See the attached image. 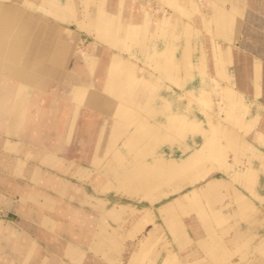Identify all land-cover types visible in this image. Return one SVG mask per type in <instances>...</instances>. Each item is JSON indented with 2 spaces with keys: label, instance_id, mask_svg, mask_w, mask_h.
<instances>
[{
  "label": "crops",
  "instance_id": "0c3cea01",
  "mask_svg": "<svg viewBox=\"0 0 264 264\" xmlns=\"http://www.w3.org/2000/svg\"><path fill=\"white\" fill-rule=\"evenodd\" d=\"M119 2L114 9L109 0H0V17L3 11L24 13L34 24L26 31L37 33L36 42L5 40L2 33L11 28L0 23V70L12 73L9 64L31 66L29 72L13 73L30 88L0 96L34 101L26 108L31 121L20 140L10 138L20 152L5 150L6 136L0 134V264H144L149 239L138 252H125L119 241L123 229L132 234L125 225L136 209L124 204L106 209L108 200L92 195L88 185L99 195L115 189L154 205L218 169L254 194V169L237 173L226 153L231 150L237 158L249 149L235 137L238 123L253 126L251 140L264 149V0ZM36 6L56 21L38 18ZM194 22L207 34L208 48L199 41L202 32ZM240 33L260 35L255 40L259 44H243L251 56L232 48ZM45 34L58 38L46 42ZM82 36L88 39V50L79 45ZM158 41H164L162 49L154 45ZM14 46L25 50L22 56L6 51ZM106 47L113 51L102 56ZM89 48L96 53L90 55ZM195 70L201 90L195 101L202 119L189 107L197 89H189ZM185 100L188 109L183 112ZM0 105L6 113H17L12 105ZM15 121L12 114L13 130ZM205 123L211 126L208 133L201 128ZM198 134L205 137L202 143ZM190 141L195 151L166 156L167 148L186 152ZM119 145L132 157L128 166ZM121 168L124 172L118 173ZM223 188H230L226 181L212 179L159 208L174 238L186 236L178 220L185 203L200 197L218 203ZM239 205L241 212L248 210V201ZM205 228L214 236L208 224ZM182 257L165 250L149 254L145 264H181Z\"/></svg>",
  "mask_w": 264,
  "mask_h": 264
},
{
  "label": "rangeland",
  "instance_id": "374dc122",
  "mask_svg": "<svg viewBox=\"0 0 264 264\" xmlns=\"http://www.w3.org/2000/svg\"><path fill=\"white\" fill-rule=\"evenodd\" d=\"M119 1L120 0H109L112 8L114 9L118 7V4L120 3ZM10 3L18 4L17 1ZM33 4L39 5L35 2ZM156 5L158 6L157 3ZM35 10L38 18L46 16L50 22L55 20L43 9L36 6ZM168 10L173 15H177L175 10ZM60 23L63 24L62 22ZM195 24V26L202 32L198 36L199 41L204 43V45L208 48L210 46V41L207 34L204 33L201 23L197 22ZM63 26L70 27L72 29L77 28L75 23L72 24L69 22L63 24ZM258 35L259 34L252 33L245 35L244 33H240L234 42L235 45H233L232 48L241 56L247 53L251 56V51L245 50L243 44L246 41L256 42L255 40H257ZM220 43L222 45V51H226L227 44L223 41ZM256 43L259 44L258 42ZM79 45L83 47V49L88 50V39L84 36L80 37ZM154 45H156L158 49H162L165 43L164 41H158ZM112 51L113 50L108 47L103 48L102 56L107 54L109 55V53L111 55ZM89 52L90 55H94L96 50L89 48ZM7 66H9V68L12 66V73L5 70H0V93L9 91L19 93L22 88H30L29 86L22 84V82H20L18 79H15V75L13 73L16 70L18 71V69H23L24 72H29L31 66H21L18 64H9ZM9 68H6L5 66V69ZM238 68L241 69L240 66H235V69ZM226 83L227 82H225V84ZM193 88L197 89L193 96L194 102H192L189 107L192 106L193 112H197V115H199L202 119L201 112L197 106L198 103L195 101V95L201 94L200 77L197 70L194 71V77L189 84V89ZM216 102L218 103L217 100ZM0 103H4V109H10L11 105L16 107L15 110L17 113H12L16 115V121L13 125H17V127H13L14 130L11 128L12 114L9 111L6 113L5 110H0V134L6 136L4 143L5 150L18 153L21 151L19 145L11 142L10 138L20 140L22 131L31 121L30 117H28V113H26V108L28 105L34 103L33 98L29 96H0ZM254 107L255 106L250 103L249 110L251 114H254ZM186 108L188 109V103L185 100L181 111L185 112ZM22 109L24 110V114L20 113ZM221 116L225 117L223 112H221ZM247 120V117L242 118V122L245 124L246 122H249ZM219 123L223 126L226 125V122L222 119L219 120ZM201 128L206 133L210 132L211 130V126L207 125L206 123L203 124ZM252 128L253 126L240 127L239 123L236 127L233 126V132L236 139L238 141H245L249 149L240 151L241 153L238 154L237 158H234L235 154L230 150L226 153V157L228 162L230 161L231 163L235 164V170L239 174L243 173L248 166H250L251 169H254L256 172L255 174L258 175V185L255 187V190H253L254 194L241 186L239 182L234 181V179L231 178V176L226 172L218 169L209 177L199 181L194 185L186 186L180 192L169 193L168 196L163 198L161 201L156 202L154 205H150L147 201L140 200L137 197L131 198L128 194L119 192L115 189L106 194L99 195L94 191L92 185H88V191H90L92 195L108 200V203L105 206L106 209L112 207L114 204L131 205L136 209L135 215L130 217L125 225L126 228L133 229L132 234H129L128 236L126 229L120 231L123 235L119 241L120 243H123L124 251L127 252L131 249H134V251L138 252L143 242L149 239L148 243L150 242L152 246L145 257L144 262H142L144 264L148 260L149 254L157 255L165 250H168L170 253L174 251L180 253L183 256L180 260L181 264H264V197L261 198L259 196L260 190L264 193V168L262 167L264 161L262 152H264V149L262 150L260 146L256 145L251 140L250 132L253 130ZM11 129L15 134H10L9 131ZM196 139L197 142L202 143L205 140V137L202 134H198ZM195 149L196 145L190 141L186 152H184V150L180 151L175 147L174 151L170 148H167L165 152L166 156L171 154L175 157H182L185 154L195 151ZM118 150L127 157V166L130 165L132 162L131 155L127 154L125 148L120 145ZM207 166L211 167L210 161L207 162ZM101 171L104 173V168H102ZM122 172H124V170L122 168L119 169L118 173ZM97 173L98 172H94L92 179L96 178ZM212 179L224 180L228 183L230 188H223L221 190L220 193L222 195V199L218 203L211 204L203 197L198 198L197 201L185 203V208H183L182 211H179L178 220L180 225L183 226L186 236L184 239H181V241L177 240L174 238L164 223L161 214L159 213V208L164 204L175 201L181 195H191L195 187H203L208 181ZM75 183L79 184V182L76 180ZM242 201H248L249 203V207L246 212H241L239 204ZM147 209H152V211L147 212ZM91 212L92 217L94 218V211L91 210ZM109 222L113 227H116L115 223L112 221ZM206 224H208L211 230L214 232V236H208L205 228ZM177 241H180V243ZM168 261L167 264H174V262L170 263V260Z\"/></svg>",
  "mask_w": 264,
  "mask_h": 264
},
{
  "label": "bare ground",
  "instance_id": "6f19581e",
  "mask_svg": "<svg viewBox=\"0 0 264 264\" xmlns=\"http://www.w3.org/2000/svg\"><path fill=\"white\" fill-rule=\"evenodd\" d=\"M3 13L4 14L0 17V23H3L6 26L11 28L9 32L2 33V35L4 37L3 39L10 40V41L15 40L17 42L28 41V40L36 42L37 33L35 31L34 32L26 31V30H31V26L34 27V24H33L32 20H31V17L24 15V13L22 14L20 12H15V11H3ZM125 19H126V17H125ZM122 22H123V24H125L124 21H122ZM32 30H35V29H32ZM40 36H41V34H39L38 39H40ZM55 37L58 38V36H56V35L54 36L53 34L52 35L51 34H49V35L45 34L44 35L45 41L46 42H50V43L53 40L56 41ZM66 39L68 40V38H66ZM6 51H10L12 53V55H18V56H22V54L25 52V50L23 48L15 47V46L12 47L9 50H6ZM33 51L35 52V50H33ZM48 51H49V55L51 57L52 56V51L51 50H48ZM1 52L3 53L4 50H2Z\"/></svg>",
  "mask_w": 264,
  "mask_h": 264
}]
</instances>
